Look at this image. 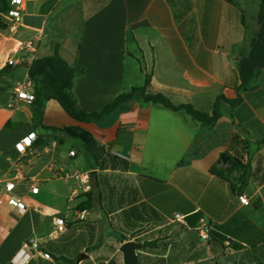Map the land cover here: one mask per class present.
<instances>
[{
	"label": "crops",
	"instance_id": "obj_1",
	"mask_svg": "<svg viewBox=\"0 0 264 264\" xmlns=\"http://www.w3.org/2000/svg\"><path fill=\"white\" fill-rule=\"evenodd\" d=\"M259 7L260 0H26L20 29L0 31V70L8 69L0 78V185L15 181L13 193L29 209L21 215L0 205V264L31 237L50 258L29 251L26 264H124L127 241L140 244L139 264H264V67L246 89L238 69L260 30L247 15L257 20ZM31 38L32 62L58 50L73 67V93L90 113L143 86L146 73L148 92L176 105L210 113L219 96L242 101H221L212 128L145 103L140 93L100 121H76L55 100L37 120L13 94L29 68L6 64ZM33 132V147L19 152L16 144ZM223 154L250 157V178L263 174L249 200L211 173L227 167ZM86 172L97 196L81 219L76 207L91 190L72 176ZM197 213L201 220L189 225ZM204 225L217 234L203 238Z\"/></svg>",
	"mask_w": 264,
	"mask_h": 264
},
{
	"label": "trees",
	"instance_id": "obj_2",
	"mask_svg": "<svg viewBox=\"0 0 264 264\" xmlns=\"http://www.w3.org/2000/svg\"><path fill=\"white\" fill-rule=\"evenodd\" d=\"M169 2L172 3V0H169ZM0 3L1 13L9 9L10 0H0ZM178 19L177 16V20ZM242 21L244 23V17ZM257 21L260 30L258 36L252 41L251 53L249 57L241 59L238 64L240 77L239 89L248 88L250 83L257 78L264 67V0H260ZM6 28V24L0 17V31L6 30ZM7 70V68L0 70V78ZM28 77L33 84L35 99L31 104V108L37 120L42 118L45 103L49 100H55L63 107L66 113L76 121H100L123 104L131 101L135 94L140 93L145 103L160 105L171 111L183 110L187 115L191 116L199 123L212 128L222 117V112L219 108L221 101H226L233 107H236L242 101L240 97L236 99H227L224 96H219L215 100L213 109L210 113L200 111L191 104L176 105L161 93L150 94L148 92L152 81V73H146L143 86L133 88L129 92L120 94L114 100L103 106L100 111L90 113L79 107L73 93L75 71L73 67L59 55L58 50L51 56L34 60L29 67ZM60 132L76 139H88L87 134L77 132L73 128H63L60 129ZM234 142H239L238 136H235ZM227 155L229 156L227 167L214 166L211 169V173L227 181L231 186L233 194L241 195L243 189L248 185V179L251 175V158L248 157L247 162H243L238 156ZM85 196L87 200L76 207L78 211L92 208L94 205V198H96L97 194L94 189H92L90 192L86 193ZM201 218L202 214L197 213L188 217L187 222L189 225L195 226L199 223ZM209 234L217 233L209 229ZM123 239H126V237ZM141 246L145 247V244H141Z\"/></svg>",
	"mask_w": 264,
	"mask_h": 264
},
{
	"label": "built area",
	"instance_id": "obj_3",
	"mask_svg": "<svg viewBox=\"0 0 264 264\" xmlns=\"http://www.w3.org/2000/svg\"><path fill=\"white\" fill-rule=\"evenodd\" d=\"M26 8V0H10V7L7 11L2 12V20L6 24L7 28L6 30L10 32H17L20 27L22 26V20H23V13ZM36 52V43L35 38H31L25 41L19 42L16 47L13 50V56L9 57L7 59V66L8 67H14L21 63H25L27 67L29 68L32 64V57L34 56ZM16 55H20L21 58H24L26 56L29 57V59H26L24 61H19L16 57ZM13 94L14 99L16 101H22L26 102L27 104L31 105L35 99L33 94V84L29 80V77L27 76L25 79L17 81L15 83V86L13 88ZM14 104H9V107H13ZM37 139V133H31L26 138L22 139L18 144H16V149L19 152H23L26 147H33V144L35 143ZM71 155H74V152H70ZM74 179L79 180L82 185L84 186L86 191L91 190V184H90V173H80V174H74L72 176ZM20 174L15 175V179H19ZM14 189H15V181L8 182L4 185H0V205H9L13 208H15L21 215L25 214L27 210L29 209V206L24 202L22 198H19L14 195ZM39 190L38 186H32L31 192L34 194H37ZM241 202L243 204H249L246 198H241ZM180 216H176V218H179ZM80 218H85V212L80 213ZM55 226L57 227V230L64 231L65 230V221L63 219H57L55 220ZM201 234L203 235V238L209 237V229L206 227L201 228ZM29 251L38 252L43 255L44 258L49 259V254L43 253L41 251L39 242L31 237L26 242H24L20 252L16 254L10 261V264H26L28 259L30 258Z\"/></svg>",
	"mask_w": 264,
	"mask_h": 264
},
{
	"label": "water",
	"instance_id": "obj_4",
	"mask_svg": "<svg viewBox=\"0 0 264 264\" xmlns=\"http://www.w3.org/2000/svg\"><path fill=\"white\" fill-rule=\"evenodd\" d=\"M221 160L224 164H227L229 158L223 154ZM140 248V244L135 241L124 242L120 248L123 253L124 264H139L137 251Z\"/></svg>",
	"mask_w": 264,
	"mask_h": 264
},
{
	"label": "rangeland",
	"instance_id": "obj_5",
	"mask_svg": "<svg viewBox=\"0 0 264 264\" xmlns=\"http://www.w3.org/2000/svg\"><path fill=\"white\" fill-rule=\"evenodd\" d=\"M247 22L250 27L257 24L256 17L253 18V15L251 14V12H249V14L247 15ZM227 165H228V162H227ZM262 175H260L259 172L258 173L255 172L251 176V178L248 179V185L243 189V192H245L247 195L246 197L247 199L249 198L251 189H255L257 187L258 181L261 179ZM204 227H206V225H204Z\"/></svg>",
	"mask_w": 264,
	"mask_h": 264
}]
</instances>
